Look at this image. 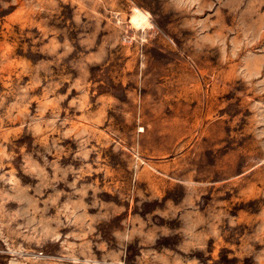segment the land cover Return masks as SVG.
I'll use <instances>...</instances> for the list:
<instances>
[{
  "label": "rangeland",
  "instance_id": "obj_1",
  "mask_svg": "<svg viewBox=\"0 0 264 264\" xmlns=\"http://www.w3.org/2000/svg\"><path fill=\"white\" fill-rule=\"evenodd\" d=\"M69 3L58 0L59 13L49 15L36 10V0H0V143L13 156L3 159L0 174L19 181L0 180V201L16 198L4 204L9 212L36 201L43 209L38 218L61 233L62 243L45 241L42 260L264 264V173L248 172L245 161L256 145L251 125L237 124L246 114L237 107L261 99L235 75L244 53L221 65L219 49L206 46L189 67L171 59L168 40L160 37L158 50L144 51L150 68L141 76L140 49L116 42L112 18L97 25ZM97 11L104 16L103 8ZM211 19L209 36L233 38L227 9ZM183 22L169 18L166 27L174 38L180 34L177 42L191 55L195 33ZM113 100L120 102L115 109ZM56 113L67 121L63 127L57 121L56 131L34 136L27 128L32 118L48 121ZM138 113L150 134L134 145ZM241 132L249 137L245 143L235 139ZM107 139L123 147H102ZM87 148L97 151L86 159ZM26 155L47 175L25 167Z\"/></svg>",
  "mask_w": 264,
  "mask_h": 264
},
{
  "label": "clouds",
  "instance_id": "obj_2",
  "mask_svg": "<svg viewBox=\"0 0 264 264\" xmlns=\"http://www.w3.org/2000/svg\"><path fill=\"white\" fill-rule=\"evenodd\" d=\"M62 4L69 6L70 3L69 0H62ZM77 4L80 5V9L85 15L96 20L97 25L105 16H110L114 21L111 26L117 38L116 42L125 48L140 49L138 68L141 76L150 68L149 58L144 55V51L158 50L156 42L160 37H165L168 40L171 47V59H183L189 67L195 64L194 57L198 59L200 55L204 54L206 46L209 49H219L221 65L227 64L229 59L236 61L240 53L243 52L244 55L240 61L243 67H240L235 75L244 87L250 91L255 90L254 96H260L261 99H251L243 108L237 107V114L246 111L237 124L243 126L247 122L251 125V142L256 145L255 155L246 158L245 161L248 163V172L264 173V43H262L264 42V11L261 10L264 9V0H71V5ZM98 8H103L104 16L97 11ZM221 9H227L234 20V27L228 30L234 33L231 40L227 35L219 32L215 37L208 35V30L215 26L211 17L212 15L219 17ZM36 10L48 12L51 15L53 12L59 13L60 6L58 0H36ZM206 12L209 15L205 16ZM186 17H191V19L185 20ZM197 17H203V19H197ZM73 18L79 23L81 15L76 14ZM169 18L184 20L181 27L191 29L195 33V37L188 41L189 46L194 49L191 55L188 54L183 41L177 42L179 33H176V38L169 34L166 27ZM229 44L232 46L230 51ZM143 86L144 81L141 80L140 88L143 89ZM203 94L207 95V92ZM119 103V100H113L111 106L115 109ZM72 105H75V102ZM3 107L4 103L0 101V108ZM121 114L125 121L130 119L127 112ZM132 119L136 120L133 133V144L136 145L150 132H146L145 128L141 126L139 113ZM57 121H60L61 127L67 123L60 119L59 113H56L48 121L32 118L31 122L27 124V128L34 136H40L45 131L49 133L56 131ZM3 128L4 117H0V132L3 131ZM20 128L24 129L25 123H21ZM84 134L82 131L77 137ZM63 135L70 136L71 133ZM229 139L231 141L232 138ZM235 139L238 143H245L249 137L241 132ZM82 143L86 144L87 141H82ZM112 143L116 144L114 152H119L123 147V141L119 139L115 141L107 139L102 147ZM93 151H97V149L87 148L83 152L84 157L87 159L88 153ZM126 151L128 150L126 149ZM131 151L135 155L137 148L134 146ZM12 157L6 146L0 143V168L5 166L2 163L3 159L10 160ZM135 160L137 163L133 166L138 168L139 155H135ZM25 167L30 168L33 172L39 170L41 174L47 175L44 169L40 168L39 164L33 162L27 155L25 156ZM243 167L242 163L241 168ZM242 175H247V173H242ZM6 178L9 183H19L15 175L0 174V180ZM14 199L16 198L6 195V200L0 201V264H59V261L42 260V257L45 254L43 247L45 241L51 238L53 242L62 243L61 233L52 228L50 221L43 216L38 218L37 213H41L43 209L37 206L36 201L30 200L28 208L9 212L4 204ZM55 202V200L52 201L53 204ZM250 203L255 204L256 202ZM204 206H207L206 201ZM57 223L59 225L60 221L58 220Z\"/></svg>",
  "mask_w": 264,
  "mask_h": 264
}]
</instances>
